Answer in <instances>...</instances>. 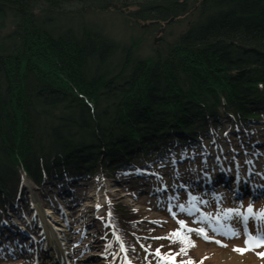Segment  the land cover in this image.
Instances as JSON below:
<instances>
[{
  "label": "trees",
  "instance_id": "trees-1",
  "mask_svg": "<svg viewBox=\"0 0 264 264\" xmlns=\"http://www.w3.org/2000/svg\"><path fill=\"white\" fill-rule=\"evenodd\" d=\"M69 8L75 25L58 20ZM111 9L134 21L189 24L164 51L141 58L135 45L85 22L89 11ZM8 15L15 28L0 43V211L25 197L23 175L39 186L148 173L188 146L203 154L222 121L242 138L264 129V0H0V31ZM111 57L113 72L103 69ZM175 144L184 147L168 153ZM109 209L131 259L213 264L194 236L186 235L194 247L162 241L159 234L178 230L154 228L125 203Z\"/></svg>",
  "mask_w": 264,
  "mask_h": 264
},
{
  "label": "rangeland",
  "instance_id": "rangeland-1",
  "mask_svg": "<svg viewBox=\"0 0 264 264\" xmlns=\"http://www.w3.org/2000/svg\"><path fill=\"white\" fill-rule=\"evenodd\" d=\"M131 9L133 7H130L128 11ZM61 12L63 13L57 16L59 21L66 23L73 21V17L69 14L71 8ZM124 12L115 9L89 11L85 14V22L120 43L122 47L135 45V53L141 58H149L156 51H164L168 43H171L189 24V21L183 17L180 20H174L171 17L167 21L153 23L134 21L129 19ZM51 13L53 12H48V14ZM72 23L75 25L76 20L74 19ZM2 26L4 29L0 31V43L1 39L8 38L15 28L10 15L5 17ZM119 51L117 47L115 59L120 54ZM110 59L112 60V57ZM115 59L104 64L103 69H113V72L116 68L113 67ZM247 69L244 68L237 73ZM222 122L223 125L217 132L216 130L211 132V138L208 136L204 138L203 159H200V154L197 153L199 147L188 146L186 150L189 154L186 164L183 165L182 161L177 160V170H174V167L170 169L168 165L176 160L169 163L168 158L166 160L167 169L163 166L157 169V171L167 170L159 183L146 178L137 179L134 173L125 175L127 172H124L122 176L119 175L118 178L110 173H104L103 176H94L85 181H82L83 178L72 179L70 177L63 182L45 180L39 186L24 176L21 191L25 192V197L20 196L18 199L15 197L16 201L0 211V264H49L47 261L51 259L48 255L50 249L46 245L48 237L43 229L42 222L44 221L48 225V230L53 233V240L57 242L65 258V263L61 258L62 262L58 261L55 264H127L120 252V245L119 248L116 246V242L118 244L119 242L112 234L111 222L107 221L110 205L125 203L129 207H140L146 217L155 219L156 215L152 213L150 207H163L171 195L174 198L173 208L178 220L203 229L206 234L216 235L225 241L218 245L202 243L199 246L201 255L207 260L213 264H264V256L260 255L264 253V244L251 247L243 253L234 250L249 248L238 223L241 218L248 216L258 221L259 226L257 230L255 229L254 238L264 234V218L259 216V213L264 212V202L250 205L248 198L241 207L234 198L236 183L231 180L233 175L236 177L238 171L240 172L238 174L240 185L250 189L255 182H262L264 185V129L261 128L263 125L258 124L252 134H244L242 138L237 135L236 129L230 126L228 121ZM182 147L184 146L175 144L170 147L168 153H173L174 150L178 152ZM189 150L197 152L190 153ZM168 153L165 156L169 157ZM230 158L234 162L231 168L228 167ZM170 175L172 176L169 177ZM176 175H186L187 178L192 176L191 179L195 182L204 177L206 179L202 182V187L209 179H214V181L201 193L190 191L185 197L179 195L175 189ZM223 178L227 179L223 182L221 181ZM160 185L164 188L169 187L171 193L165 191L161 195ZM215 187H219L222 191L217 192ZM240 192H245V190L242 189ZM215 197H221L222 201L226 200L228 205L221 210L215 208L212 215L205 216L198 213L190 216L191 211L186 209L189 200L198 204L201 201H213ZM36 206L39 207L37 212H35ZM249 207L253 210L251 215L247 212ZM184 214L188 215V218H184ZM181 221L176 223L180 224ZM219 221L224 223L223 226L218 225ZM232 222H237L238 225ZM232 228L236 230L235 235L232 234ZM198 235L204 238L203 235L199 233ZM112 251H114L113 254Z\"/></svg>",
  "mask_w": 264,
  "mask_h": 264
},
{
  "label": "snow or ice",
  "instance_id": "snow-or-ice-1",
  "mask_svg": "<svg viewBox=\"0 0 264 264\" xmlns=\"http://www.w3.org/2000/svg\"><path fill=\"white\" fill-rule=\"evenodd\" d=\"M181 208H183V206H181ZM229 211H231V210H229ZM247 212H248L249 215H251L252 212H253L252 208L249 207V208L247 209ZM259 216L262 217V218H264V212L259 213ZM244 219L247 220L248 217L245 216ZM180 225H181V228H184V227H185L183 221L180 222ZM187 231H189V232H191V231H196V232H198L199 234L203 235L205 239H209V237L207 236V234L204 232L203 229H188ZM233 234H235V233H233ZM167 238H169V239H171V238H177V239L181 240V242L184 243V244L187 245V246H191V247H194V246H195L194 244L191 243V241L188 239V237H187L186 235L182 234V232L179 231V230L176 231V232H173V233L170 235V237H167ZM157 239H160V238L158 237ZM217 243H219V242L217 241ZM246 244L249 246L248 249H234V250H236V251H240L241 253H243L244 251L249 250L251 247H259V246H261L262 244H264V234H261V235L259 236V239L254 238V237H252V236H249L248 240L246 241ZM181 253H183V254L186 255V254H187V247H183V248H181V249H180V252L177 253V255H179V254H181ZM156 254H157V255L160 254V253H159V249L156 250ZM260 255H261V256H264V253H260ZM170 259H171L173 262L175 261V257H174V256H171ZM181 264H194V262L191 261V260H188V261H181ZM201 264H202V262H201Z\"/></svg>",
  "mask_w": 264,
  "mask_h": 264
},
{
  "label": "bare ground",
  "instance_id": "bare-ground-1",
  "mask_svg": "<svg viewBox=\"0 0 264 264\" xmlns=\"http://www.w3.org/2000/svg\"><path fill=\"white\" fill-rule=\"evenodd\" d=\"M24 176L25 175H23V177ZM38 208L39 207L36 206L35 212H37ZM47 211H49V210H47ZM42 225H43L44 232H45V234H47V237H48V243L46 245L48 246V249H50V251L48 252V255L50 256L51 259L49 261H47V263H49V264L54 263L55 264V262H58V261L62 262V260L65 263V258L63 257V254H62L61 250L59 249L57 242H55L53 240V237H52L53 233L50 230H48L47 223L44 221V223L42 222ZM56 229L60 230V228H56ZM54 236H55V234H54ZM61 258H62V260H61Z\"/></svg>",
  "mask_w": 264,
  "mask_h": 264
}]
</instances>
